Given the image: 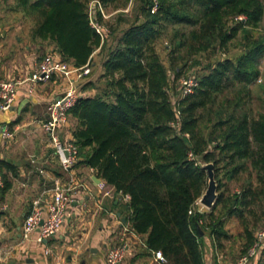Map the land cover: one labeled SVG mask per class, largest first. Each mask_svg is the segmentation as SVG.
Here are the masks:
<instances>
[{"label":"trees","instance_id":"obj_1","mask_svg":"<svg viewBox=\"0 0 264 264\" xmlns=\"http://www.w3.org/2000/svg\"><path fill=\"white\" fill-rule=\"evenodd\" d=\"M89 1L0 0V9L30 24L31 41L52 44L74 67L90 64L96 48L108 50L98 78L82 86L94 94L83 93L69 109L77 162L128 195L130 230L144 235L146 248L159 251L167 264H206V246L215 262L231 238L225 225L232 217L244 252L264 225V83L255 109L251 88L264 55V34L254 35L264 0H136L134 21L112 47L90 25ZM99 1L106 7L129 0ZM239 33L242 50L233 58L226 52ZM197 55L208 59L205 72L182 96L173 85L200 66ZM204 163L214 166L217 197L201 211L196 201L207 186ZM0 175L3 200L15 166L0 159ZM222 177L242 183L232 192ZM253 263L264 264V252Z\"/></svg>","mask_w":264,"mask_h":264},{"label":"crops","instance_id":"obj_2","mask_svg":"<svg viewBox=\"0 0 264 264\" xmlns=\"http://www.w3.org/2000/svg\"><path fill=\"white\" fill-rule=\"evenodd\" d=\"M3 15L0 11V31L4 29ZM16 43L18 54L13 55L10 64H6L9 57L0 53V78L26 77L47 52H56L60 57L52 44L33 42L29 34L28 43L21 38H17ZM3 45L0 41V51ZM66 86V81L57 75L33 86L24 82L12 106L0 111V159L16 168L11 188L1 200L4 209L0 210V264H105L107 250L122 240L128 249L121 264H161L156 252L146 248L145 236L130 230L126 222L127 200L123 196L107 184L101 189L93 179V169L80 162L67 171L61 168L41 124L48 102L62 95ZM81 91L94 94V90ZM5 127L12 132L11 138L1 136ZM72 127L73 120L68 115L67 122L59 128V137L73 139ZM70 177L76 185L70 192L71 216L54 236L43 242L36 241V232L29 239H22V223L32 200L38 197L47 200L53 183H65ZM106 191L109 194H105ZM206 242L209 245L210 239L206 238ZM208 248L206 246L205 258L206 250L211 254ZM206 264L211 262L206 260Z\"/></svg>","mask_w":264,"mask_h":264},{"label":"built area","instance_id":"obj_3","mask_svg":"<svg viewBox=\"0 0 264 264\" xmlns=\"http://www.w3.org/2000/svg\"><path fill=\"white\" fill-rule=\"evenodd\" d=\"M157 3L152 6L151 12L156 9ZM104 16L103 7L99 0H91L88 10L90 25L99 34L101 42L103 34L106 32L103 25L96 21L98 14ZM243 16L236 17L237 20L243 19ZM92 69L89 63L82 66L74 67L62 60L56 52H47L36 62L30 73L24 78L17 79H1L0 80V111L8 110L16 96L19 86L24 82H29L31 86L42 84L50 81L54 76H61L67 83V86L58 98L48 102L45 119L41 127L48 135L61 168L65 171L69 170L79 159L78 147L72 138L61 139L58 135L59 128L68 120L69 109L83 95L80 87L91 79ZM198 84V80L194 75H188L180 79V93L182 96L193 92ZM3 138H11L12 132L7 128L1 130ZM189 159H194L192 153H188ZM2 183L0 175V185ZM106 183L99 181L98 186L105 188ZM76 187L73 177H70L65 183L55 181L50 189V197H38L31 202L24 221L22 223L20 236L22 239L29 237L36 232V241L43 240L54 236L63 223L71 216L69 205L71 203L70 192ZM105 194H109L108 191ZM128 200V195L123 196ZM199 202L196 201V205ZM4 209V205L0 200V210ZM190 212V211H189ZM255 240L244 252L236 259L234 264H252L264 252V225L255 232ZM128 245L125 241H120L107 250L105 256V264H121L124 259ZM48 253V250H45ZM156 258L161 264H167L163 255L157 251ZM216 264H224L219 256H217Z\"/></svg>","mask_w":264,"mask_h":264},{"label":"rangeland","instance_id":"obj_4","mask_svg":"<svg viewBox=\"0 0 264 264\" xmlns=\"http://www.w3.org/2000/svg\"><path fill=\"white\" fill-rule=\"evenodd\" d=\"M90 3L91 1H89L88 3L87 11L89 10ZM137 3L138 2L136 0H129L128 3L124 6H122V2L113 3L106 7L102 6L104 16L100 15L99 13L96 19V21L100 23L101 25H103V27L106 30V32L103 34L104 37L102 39V42L104 40L105 41L107 40V44L109 45V47H112L114 45L115 38H117L121 34V32L129 25V23L134 21L135 14L137 12V9H136ZM0 11L2 14H4L3 17L5 21L2 26L4 29L0 31V34H2V36H0V41L4 43L3 47H1L0 53L2 54L1 56L9 57L7 58L9 59V61L6 64H10V60L13 57V55L18 54V51H17L18 46L16 45L17 44L16 39L21 38L22 41H25L26 43H28V33H29L30 24L26 22L24 19H22L21 16L16 13H8L6 11L3 12L2 9H0ZM112 29H114L113 30L114 34L112 32ZM260 33L264 34V15H263V18L261 20L259 27L254 30V35L257 36ZM241 40H242V33H239L238 36L229 43L226 55L234 58L235 56L240 54L242 50ZM164 44H166L164 40H161L157 44V50L163 57V60L165 59L166 52H167L164 49ZM107 51H108L107 49L100 50L98 47L93 52L92 62L90 64L91 69H92V74L90 77L91 80H96L99 74L101 73V70H102L101 65H102L104 58L106 57ZM218 56H221L223 58L225 55L220 53L218 54ZM196 57L198 60H200L201 64H199L200 66L198 67L195 66L192 69V72H193L192 75L200 76V74L205 72V69H202L201 66H205L208 62V59L206 58L205 55H197ZM258 67L260 69L261 74L258 77V79L255 81V83L251 86L252 92L254 95V99L252 101V106L254 107V109L258 108L260 105V100H258L257 95L263 96V94H261L260 92L261 90L260 87L264 83V55L260 58ZM170 75L171 76H170L169 83L171 85H169V87L173 85L171 81L172 74ZM1 79H5V78L1 77L0 80ZM178 84H180V79L173 86L177 87ZM82 86L83 84L81 85L80 89H82ZM170 91H171V88H170ZM246 176H247L246 173H242L240 177L244 181ZM221 181L225 182L227 187H229L230 191L232 192L238 189L239 183H242L241 180L237 181L236 179L228 181L225 177H222ZM216 185H217V182H216ZM198 200L197 202H199ZM198 206H199V210H207V208L203 207L200 203H198ZM225 228L231 234V238L229 240L223 241L222 250L218 251L215 254V256L216 257L219 256L224 264H234L236 259L242 252L241 249H242L243 240L239 236L241 232V227L237 219L232 217L226 222ZM255 232L256 231L254 230V233ZM206 252H207V257H206L207 259L205 258V260H209L211 264H216L215 263L216 259H215V262L212 261L213 260L212 254H209L208 250H206Z\"/></svg>","mask_w":264,"mask_h":264},{"label":"water","instance_id":"obj_5","mask_svg":"<svg viewBox=\"0 0 264 264\" xmlns=\"http://www.w3.org/2000/svg\"><path fill=\"white\" fill-rule=\"evenodd\" d=\"M201 167L206 171L207 174V186L198 201L203 207L210 209L214 205L217 197V185L214 177V166L212 163H204L201 164ZM93 179L96 180V182L100 181V178L96 177V175L93 176ZM197 230L199 232V235L201 236L202 231L199 227H197Z\"/></svg>","mask_w":264,"mask_h":264}]
</instances>
